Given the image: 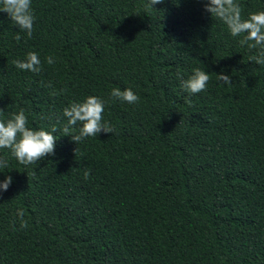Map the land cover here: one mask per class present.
Returning <instances> with one entry per match:
<instances>
[{
  "label": "trees",
  "instance_id": "trees-1",
  "mask_svg": "<svg viewBox=\"0 0 264 264\" xmlns=\"http://www.w3.org/2000/svg\"><path fill=\"white\" fill-rule=\"evenodd\" d=\"M206 2L32 0L31 38L0 11V120L24 109L28 127H57L36 165L0 149V264H264V66ZM237 2L243 18L264 11ZM28 52L39 74L13 64ZM196 68L210 80L188 97ZM113 88L139 101H111ZM88 96L108 101L115 131L76 144L62 112ZM19 209L28 227L13 230Z\"/></svg>",
  "mask_w": 264,
  "mask_h": 264
},
{
  "label": "clouds",
  "instance_id": "clouds-1",
  "mask_svg": "<svg viewBox=\"0 0 264 264\" xmlns=\"http://www.w3.org/2000/svg\"><path fill=\"white\" fill-rule=\"evenodd\" d=\"M163 0H148L147 8L153 9V5L161 4ZM204 10L221 21L233 37H242L239 43L247 45L249 49H258V54L250 57V61L264 66V11L250 13L247 18L242 17V8L237 0H207ZM0 11L6 12L14 24L21 32L31 38L34 30L35 16L32 8V0H0ZM16 40L21 36L17 34ZM46 63L54 64V58L48 56ZM13 64L22 71L39 74L42 71V62L39 54L28 52L23 60H14ZM217 81L223 85L231 86L232 79L229 75L216 74ZM180 79V77H178ZM210 76L204 70L196 68L192 75L187 79L180 80L181 89L188 93V97L206 90ZM47 87L52 88L51 83ZM64 89L56 91L53 89L50 95L56 96L63 94ZM111 101L119 100L128 104H136L139 96L131 89L120 90L113 88L110 92ZM185 97V102L191 104V100ZM105 101L99 96H88L82 102H73L65 107L62 112L66 123L63 124L62 131L64 136H70L76 144L88 137H97L99 133H114L115 129L104 122L103 113ZM60 117L56 118L57 123ZM80 124L78 134H73L75 126ZM57 127L53 126L50 131L43 129L34 130L28 127V120L24 109L11 115V118L4 121L0 120V149H7L19 164L28 166L36 165L46 156L55 155V144L57 137L54 133ZM6 160H0V168H7ZM90 177V169L84 171V179ZM12 183V177L6 176L0 182V192L7 191ZM21 229H26L28 223L24 218L23 209L17 210L16 220L12 222L13 230H16V223Z\"/></svg>",
  "mask_w": 264,
  "mask_h": 264
}]
</instances>
